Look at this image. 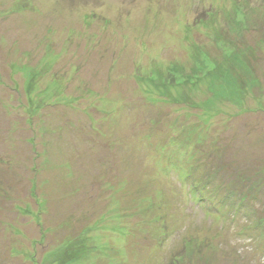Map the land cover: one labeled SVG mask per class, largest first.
<instances>
[{
	"label": "rangeland",
	"instance_id": "obj_1",
	"mask_svg": "<svg viewBox=\"0 0 264 264\" xmlns=\"http://www.w3.org/2000/svg\"><path fill=\"white\" fill-rule=\"evenodd\" d=\"M0 264H264V0H0Z\"/></svg>",
	"mask_w": 264,
	"mask_h": 264
}]
</instances>
